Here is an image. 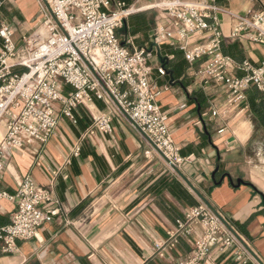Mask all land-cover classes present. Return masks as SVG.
<instances>
[{
  "label": "crops",
  "instance_id": "1",
  "mask_svg": "<svg viewBox=\"0 0 264 264\" xmlns=\"http://www.w3.org/2000/svg\"><path fill=\"white\" fill-rule=\"evenodd\" d=\"M158 0H126L142 7ZM222 6L245 13L264 0H217ZM0 26L15 31L16 47L38 24L41 0H0ZM125 22L119 37L134 46L152 39L157 13L138 11ZM222 28L230 34L232 21L222 16ZM27 37V36H26ZM2 39L0 38V46ZM131 45V44H129ZM165 75L158 67V51L151 59L152 86L162 109L169 116L172 136L183 156L192 161L171 170L126 119H114V134L86 136L92 123L90 112L79 106L77 123L61 117L56 133L42 146L37 142L14 150L0 172V193L14 194L20 180L32 176L51 187L60 201V213L40 228L37 237L17 240L18 250L5 252L0 240V264H162L185 257L192 246L184 237L172 238L176 221L201 199L230 217L264 260V182L249 169L251 150L259 128L249 102L228 103L219 87L205 86L196 76L200 63L190 66L184 54L169 46ZM223 50L237 61L257 66L264 61V45L244 39H226ZM179 51V54L174 52ZM173 75V77H172ZM125 89V87H123ZM100 110H108L97 100ZM220 113L214 116L212 112ZM261 129H264L263 127ZM220 130H222L220 132ZM4 125L0 124V142ZM79 146L78 155L73 150ZM41 164H39V160ZM243 179L239 185L237 180ZM250 182L252 185H246ZM14 201L0 197V228L11 222ZM155 241L163 244L165 259L155 252ZM205 264H237L231 251L212 250Z\"/></svg>",
  "mask_w": 264,
  "mask_h": 264
},
{
  "label": "built area",
  "instance_id": "2",
  "mask_svg": "<svg viewBox=\"0 0 264 264\" xmlns=\"http://www.w3.org/2000/svg\"><path fill=\"white\" fill-rule=\"evenodd\" d=\"M41 1L46 10L45 34L23 35L24 45L17 48L13 28L0 26V124L4 125L0 172L7 167L12 151L33 142L44 146L56 133L61 117L77 123L79 106L92 117L86 136L113 137L114 119L120 116L171 170L191 162L192 155L181 154L169 116L152 86L150 61L164 46L182 51L190 66L200 63L196 76L205 86L224 90L229 106L246 103L253 86L264 97V61L255 66L247 60L237 61L223 50L226 39L264 45V4L239 13L217 0H158L142 7L128 5L126 0ZM142 10H157L158 15L151 41L137 47L129 39L123 41L118 30L131 14ZM225 15L232 21L228 36L222 28ZM158 72L166 74L162 64ZM97 100L105 102L108 110H100ZM220 113L212 112L214 116ZM79 151L77 146L73 154ZM1 196L16 204L11 222L0 228L5 252L17 251V240L37 237L40 228L60 213L53 189L30 175L20 180L14 194L2 192ZM171 237H184L192 250L162 264H205L214 249L230 250L237 264H264L232 219L202 199L176 221ZM164 248L155 241L160 259L166 257Z\"/></svg>",
  "mask_w": 264,
  "mask_h": 264
},
{
  "label": "rangeland",
  "instance_id": "3",
  "mask_svg": "<svg viewBox=\"0 0 264 264\" xmlns=\"http://www.w3.org/2000/svg\"><path fill=\"white\" fill-rule=\"evenodd\" d=\"M153 11V10H151ZM157 15H158V11L155 10ZM37 19H40V23L38 24V26H36L30 33H27L26 36L27 38H29L32 34H34L41 26L43 23V13L41 14L39 12V14L37 15ZM131 16L128 17V19ZM125 27V23L123 24V26L120 28L121 33L124 32V28ZM24 43V42H23ZM24 45V44H23ZM167 47H162L161 50V54L164 53ZM158 48L155 47V52H157ZM155 57V56H154ZM153 57V58H154ZM158 58L161 59V57L159 55H157ZM152 63V61H150ZM68 89H70V87H68ZM251 154H252V159L249 163V169L253 172H256V169H261L264 170V129H259L255 138V142L253 143V148L251 150ZM257 181L259 182V184L264 182V176H262L261 174H257Z\"/></svg>",
  "mask_w": 264,
  "mask_h": 264
},
{
  "label": "trees",
  "instance_id": "4",
  "mask_svg": "<svg viewBox=\"0 0 264 264\" xmlns=\"http://www.w3.org/2000/svg\"><path fill=\"white\" fill-rule=\"evenodd\" d=\"M179 54V51L174 52V54ZM162 60V65L165 68L166 74L168 73L169 69H167V62L169 61L168 56H162L161 53H158ZM173 77V75H172ZM249 102L253 108V112L255 113L259 128H264V97L263 95H259L258 91L255 88H252L249 92ZM246 185H252L250 182H245Z\"/></svg>",
  "mask_w": 264,
  "mask_h": 264
},
{
  "label": "bare ground",
  "instance_id": "5",
  "mask_svg": "<svg viewBox=\"0 0 264 264\" xmlns=\"http://www.w3.org/2000/svg\"><path fill=\"white\" fill-rule=\"evenodd\" d=\"M38 34H45V28L44 26H41L36 33L34 34V36L38 35Z\"/></svg>",
  "mask_w": 264,
  "mask_h": 264
},
{
  "label": "water",
  "instance_id": "6",
  "mask_svg": "<svg viewBox=\"0 0 264 264\" xmlns=\"http://www.w3.org/2000/svg\"><path fill=\"white\" fill-rule=\"evenodd\" d=\"M237 183H238L239 185H241V184L243 183V179H242V178H239V179L237 180Z\"/></svg>",
  "mask_w": 264,
  "mask_h": 264
}]
</instances>
